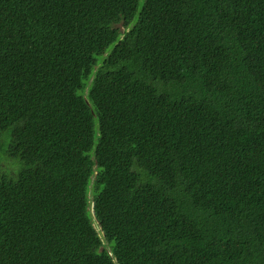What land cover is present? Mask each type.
Masks as SVG:
<instances>
[{
	"label": "trees",
	"instance_id": "16d2710c",
	"mask_svg": "<svg viewBox=\"0 0 264 264\" xmlns=\"http://www.w3.org/2000/svg\"><path fill=\"white\" fill-rule=\"evenodd\" d=\"M140 2L0 0V264H264V0Z\"/></svg>",
	"mask_w": 264,
	"mask_h": 264
},
{
	"label": "rangeland",
	"instance_id": "374dc122",
	"mask_svg": "<svg viewBox=\"0 0 264 264\" xmlns=\"http://www.w3.org/2000/svg\"><path fill=\"white\" fill-rule=\"evenodd\" d=\"M142 1H143V0H141V2H140V7H141V5H142ZM112 49H113V47H110V49H109L108 52H110ZM7 139H8V135L6 134V135H4V137H3V143H5V147H6ZM93 197H94L93 190L90 189L89 198H90V201H91V202L93 201ZM96 226H97V225H96ZM98 230H99V228H98Z\"/></svg>",
	"mask_w": 264,
	"mask_h": 264
},
{
	"label": "water",
	"instance_id": "95a60500",
	"mask_svg": "<svg viewBox=\"0 0 264 264\" xmlns=\"http://www.w3.org/2000/svg\"><path fill=\"white\" fill-rule=\"evenodd\" d=\"M93 213H94V211H93Z\"/></svg>",
	"mask_w": 264,
	"mask_h": 264
}]
</instances>
